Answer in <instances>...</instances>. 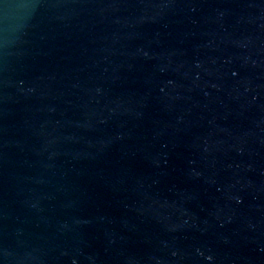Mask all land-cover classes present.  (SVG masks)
I'll return each instance as SVG.
<instances>
[{
    "label": "water",
    "instance_id": "1",
    "mask_svg": "<svg viewBox=\"0 0 264 264\" xmlns=\"http://www.w3.org/2000/svg\"><path fill=\"white\" fill-rule=\"evenodd\" d=\"M0 264H264V0H0Z\"/></svg>",
    "mask_w": 264,
    "mask_h": 264
},
{
    "label": "clouds",
    "instance_id": "2",
    "mask_svg": "<svg viewBox=\"0 0 264 264\" xmlns=\"http://www.w3.org/2000/svg\"><path fill=\"white\" fill-rule=\"evenodd\" d=\"M8 6H6V8H7ZM17 9H20V10H28L29 8H31L30 6H28L27 4H24L23 2L22 3H20L19 5H16L15 6ZM33 7V6H32ZM5 17L8 19V13L7 12H5Z\"/></svg>",
    "mask_w": 264,
    "mask_h": 264
}]
</instances>
